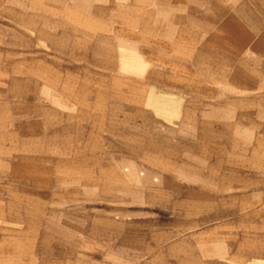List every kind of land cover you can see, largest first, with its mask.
Here are the masks:
<instances>
[{
	"label": "rangeland",
	"instance_id": "1",
	"mask_svg": "<svg viewBox=\"0 0 264 264\" xmlns=\"http://www.w3.org/2000/svg\"><path fill=\"white\" fill-rule=\"evenodd\" d=\"M0 264H264V0H0Z\"/></svg>",
	"mask_w": 264,
	"mask_h": 264
},
{
	"label": "crops",
	"instance_id": "2",
	"mask_svg": "<svg viewBox=\"0 0 264 264\" xmlns=\"http://www.w3.org/2000/svg\"><path fill=\"white\" fill-rule=\"evenodd\" d=\"M125 61V64L126 66H131L130 64H134V60H124ZM163 105V104H162Z\"/></svg>",
	"mask_w": 264,
	"mask_h": 264
}]
</instances>
